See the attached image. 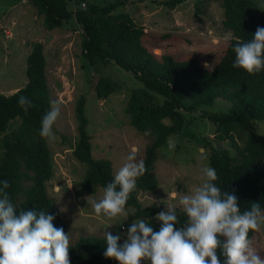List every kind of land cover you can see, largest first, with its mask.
Wrapping results in <instances>:
<instances>
[{
    "label": "trees",
    "instance_id": "obj_1",
    "mask_svg": "<svg viewBox=\"0 0 264 264\" xmlns=\"http://www.w3.org/2000/svg\"><path fill=\"white\" fill-rule=\"evenodd\" d=\"M29 1L42 16L46 30L75 19L81 29V55L99 74L94 86L98 99L123 86L117 79L101 73L110 64L130 72L141 83L131 89L125 105L130 126L149 139L142 158L147 171L137 180L136 190L126 203L134 208L130 218L151 217L161 210L160 205L142 206L138 195L156 190L154 166L158 149L169 135L184 128L186 113L199 110L215 125L213 137L230 145L229 149L212 147L208 155L209 166L217 172V185L237 197L242 211L251 202H260L264 208V133H258L252 123L254 119L264 120V70L249 75L233 67V46L238 41L250 40L258 27L264 28V7L255 0H195L196 18L216 4L221 9V27L231 34L223 55L209 68L195 56L178 59L169 52L156 55L150 50L147 44L158 48V42L172 37L170 33L158 36L147 33L129 12L117 11L130 0H111L106 4L86 0ZM68 1H74L77 7L68 8ZM185 1L159 3L171 10ZM45 69L43 44L33 41L26 56L27 81L10 94L0 93V181H9L7 192L17 212L29 208L48 212L55 216L53 224L65 232V222L47 191L53 173L51 155L47 141L39 135L41 119L51 108ZM22 95L34 105L27 112L18 104ZM217 98L231 103L228 111L203 109ZM84 104L83 96L74 103L76 135L72 155L84 165L81 188L91 194L98 187L104 189L114 173L109 159L92 154ZM178 215L177 227H183L185 217L179 208ZM256 233L250 231L249 238ZM105 246L104 235L80 237L70 244V264H117L103 256Z\"/></svg>",
    "mask_w": 264,
    "mask_h": 264
},
{
    "label": "rangeland",
    "instance_id": "obj_2",
    "mask_svg": "<svg viewBox=\"0 0 264 264\" xmlns=\"http://www.w3.org/2000/svg\"><path fill=\"white\" fill-rule=\"evenodd\" d=\"M106 4L111 0H87ZM160 0H130L117 11L126 10L140 23L147 33L161 35L170 33L167 41L158 42V48L147 44L156 55L164 52L178 59L197 57L212 68L223 55L231 34L220 24L221 9L211 4L200 18L194 15L195 0H187L179 9L168 10ZM264 7V0H255ZM68 8L77 3L68 1ZM33 41L43 44L46 57V79L50 106H60V115L53 126L54 141H47L51 155L52 177L47 182V191L52 197L63 221L70 244L84 236H103L105 232L120 235V243L132 222L148 219L154 231L160 222L151 217L132 219V206H125L126 215L108 219L94 213L93 202L103 196V189L85 193L81 188L84 165L72 155L75 140L74 103L79 96L85 97L84 110L88 119L86 132L90 135L92 154L96 158H107L112 162L113 173L125 162L130 150L135 148L138 159L144 156L149 142L146 135L138 133L128 123L125 112L131 89L141 85L130 72L110 64L101 73L109 75L123 84L121 89L106 98L98 99L94 86L99 76L81 55V29L74 18L52 30L44 29L42 16L38 15L29 0H0V93L10 94L27 81L26 56ZM231 103L217 98L203 109L216 112L228 111ZM186 125L168 136L166 143L158 149L154 174L158 186L153 192H140L142 206L177 204L179 195L186 194L201 182V169L209 166L208 155L212 147L230 148L228 141L219 142L214 137L215 125L201 110L186 113ZM255 130L264 133V120H252ZM13 123L9 125L11 128ZM175 147L169 149V143ZM205 152L202 154L200 149ZM1 152V146H0ZM206 155L207 159H202ZM176 199H173V197ZM178 207V206H177ZM159 211V212H160ZM126 219V220H125ZM122 223V224H120ZM123 226V229L120 227ZM253 246L264 258V225L251 239Z\"/></svg>",
    "mask_w": 264,
    "mask_h": 264
},
{
    "label": "clouds",
    "instance_id": "obj_3",
    "mask_svg": "<svg viewBox=\"0 0 264 264\" xmlns=\"http://www.w3.org/2000/svg\"><path fill=\"white\" fill-rule=\"evenodd\" d=\"M233 52L234 68L249 75L264 70V28L258 27L250 40L238 41ZM18 104L25 112L34 106L23 95ZM59 115L60 106L53 102L41 119L42 139L55 140L53 126ZM168 147L171 150L175 145L170 142ZM201 158L207 159L206 155ZM146 171L144 160L131 149L104 187L102 198L93 202L94 213L108 219L125 216L130 194ZM217 180L214 168L203 167L200 184L179 195L177 204L165 205L166 210L156 214L158 231L148 219H140L128 227L122 244L119 234L105 232L103 256L117 264H264L249 238L250 231L259 232L264 225V208L260 202H251L242 211L237 197L222 190ZM9 187V181H0V264H70V238L53 224L55 216L34 208L17 212ZM178 208L185 217L183 227H177Z\"/></svg>",
    "mask_w": 264,
    "mask_h": 264
},
{
    "label": "crops",
    "instance_id": "obj_4",
    "mask_svg": "<svg viewBox=\"0 0 264 264\" xmlns=\"http://www.w3.org/2000/svg\"><path fill=\"white\" fill-rule=\"evenodd\" d=\"M86 1H87V0H86ZM185 2H186V1H185ZM183 3H184V2H183ZM183 3H181L180 6L184 9V6L182 5ZM184 4H185V3H184ZM179 8H180V7H177L176 10L179 9ZM120 227H121V226H120Z\"/></svg>",
    "mask_w": 264,
    "mask_h": 264
},
{
    "label": "built area",
    "instance_id": "obj_5",
    "mask_svg": "<svg viewBox=\"0 0 264 264\" xmlns=\"http://www.w3.org/2000/svg\"><path fill=\"white\" fill-rule=\"evenodd\" d=\"M81 6H82V7H84V6H85V4H84V3H82V4H81ZM121 228L123 229V226H121Z\"/></svg>",
    "mask_w": 264,
    "mask_h": 264
}]
</instances>
